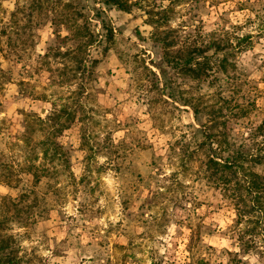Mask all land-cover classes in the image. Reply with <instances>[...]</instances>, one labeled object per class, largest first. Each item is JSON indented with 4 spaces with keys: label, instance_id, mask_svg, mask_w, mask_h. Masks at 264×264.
Wrapping results in <instances>:
<instances>
[{
    "label": "rangeland",
    "instance_id": "rangeland-1",
    "mask_svg": "<svg viewBox=\"0 0 264 264\" xmlns=\"http://www.w3.org/2000/svg\"><path fill=\"white\" fill-rule=\"evenodd\" d=\"M104 1L0 0V238L17 264H183L194 230L206 264H264L197 145L207 113L236 141L264 121V0ZM155 31L233 49L195 79L162 62ZM52 112L67 126L54 156L39 142Z\"/></svg>",
    "mask_w": 264,
    "mask_h": 264
},
{
    "label": "trees",
    "instance_id": "trees-1",
    "mask_svg": "<svg viewBox=\"0 0 264 264\" xmlns=\"http://www.w3.org/2000/svg\"><path fill=\"white\" fill-rule=\"evenodd\" d=\"M137 2L132 3L128 0L104 1V3L114 5L124 12H129L132 5L137 4ZM81 28L77 26L73 29L78 42L76 43L77 47L70 51L72 56L77 58V68L85 72L89 69L83 59L77 57L78 49L81 45H89L91 33L82 31ZM104 28L108 32V38L113 39L112 27ZM169 34V32L159 33L156 31L153 34V46L160 49L162 62L179 73L195 79L206 76L212 69L215 60L220 67L225 68L228 60L227 55L230 54L228 51L230 48L233 49L231 44L226 45V42L223 44L216 40L203 43H192L187 42V40L183 42L180 41L178 34L171 37ZM218 54H221L219 58L216 57ZM213 57H216L215 60L212 59ZM156 66L163 73V67L161 65ZM183 102V104H187L185 100ZM199 110L197 105L192 106L193 117L198 122H200ZM57 116L58 113L52 112L46 116V119L50 121L52 117L56 118ZM207 118L200 124L203 139L197 143L198 146L205 145L207 147L205 170L208 171V175L212 178L215 186L223 189L229 205H232L235 210V224L231 226V230L236 232V239L239 244L245 251H255L264 257V173L255 169L256 165L264 166V143L256 139L257 135L263 136L264 134V121L255 126L252 131L250 130L247 137L236 141L230 134L229 127H224L220 133H217L214 131L211 119H209V113H207ZM40 120L45 125L50 123L44 138L39 141L42 144L47 143L42 150L43 154L47 152L49 145L52 146L53 153L51 152V154L53 156L57 154L58 149L64 152L63 145L56 140V137L67 126L61 123L59 119L55 123L46 122L44 119ZM37 168L40 169V166ZM32 174L37 180L43 176L36 171ZM241 224H243L242 227H240ZM258 235L260 236L259 239ZM201 244V239L195 236L193 230L187 244L191 259L183 264H206V261L199 255ZM11 250L7 240L1 237L0 264L18 263V257L11 253Z\"/></svg>",
    "mask_w": 264,
    "mask_h": 264
}]
</instances>
